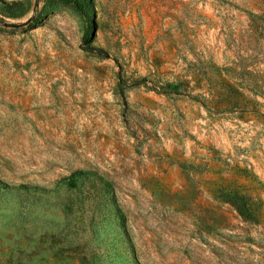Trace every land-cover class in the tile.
I'll return each instance as SVG.
<instances>
[{
  "label": "rangeland",
  "instance_id": "374dc122",
  "mask_svg": "<svg viewBox=\"0 0 264 264\" xmlns=\"http://www.w3.org/2000/svg\"><path fill=\"white\" fill-rule=\"evenodd\" d=\"M228 191L264 204V0H0V264H264Z\"/></svg>",
  "mask_w": 264,
  "mask_h": 264
},
{
  "label": "trees",
  "instance_id": "16d2710c",
  "mask_svg": "<svg viewBox=\"0 0 264 264\" xmlns=\"http://www.w3.org/2000/svg\"><path fill=\"white\" fill-rule=\"evenodd\" d=\"M68 3H73L77 7H81L84 1L89 0H65ZM82 172H75L79 174ZM5 187H9L8 184H4ZM19 188H27V185H20ZM222 200L229 202L235 207L237 212L245 219L261 221L264 218V204L262 201L256 199L247 193L239 191L222 192L219 196Z\"/></svg>",
  "mask_w": 264,
  "mask_h": 264
},
{
  "label": "water",
  "instance_id": "95a60500",
  "mask_svg": "<svg viewBox=\"0 0 264 264\" xmlns=\"http://www.w3.org/2000/svg\"><path fill=\"white\" fill-rule=\"evenodd\" d=\"M13 26L17 27V26H18V24H13Z\"/></svg>",
  "mask_w": 264,
  "mask_h": 264
}]
</instances>
